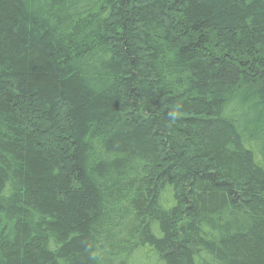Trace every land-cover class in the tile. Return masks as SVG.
I'll use <instances>...</instances> for the list:
<instances>
[{
  "label": "trees",
  "instance_id": "16d2710c",
  "mask_svg": "<svg viewBox=\"0 0 264 264\" xmlns=\"http://www.w3.org/2000/svg\"><path fill=\"white\" fill-rule=\"evenodd\" d=\"M0 264H264V0H0Z\"/></svg>",
  "mask_w": 264,
  "mask_h": 264
}]
</instances>
